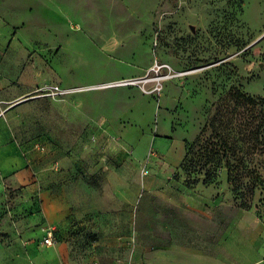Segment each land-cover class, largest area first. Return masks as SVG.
Segmentation results:
<instances>
[{"label": "rangeland", "instance_id": "obj_1", "mask_svg": "<svg viewBox=\"0 0 264 264\" xmlns=\"http://www.w3.org/2000/svg\"><path fill=\"white\" fill-rule=\"evenodd\" d=\"M233 83L264 96V0H0V264L133 262L162 218L264 264L263 191L181 167Z\"/></svg>", "mask_w": 264, "mask_h": 264}, {"label": "trees", "instance_id": "obj_2", "mask_svg": "<svg viewBox=\"0 0 264 264\" xmlns=\"http://www.w3.org/2000/svg\"><path fill=\"white\" fill-rule=\"evenodd\" d=\"M214 106L181 167L191 183L199 180V173L213 182L225 169L239 207L251 208L258 190L263 191L264 206V96L233 83Z\"/></svg>", "mask_w": 264, "mask_h": 264}, {"label": "crops", "instance_id": "obj_3", "mask_svg": "<svg viewBox=\"0 0 264 264\" xmlns=\"http://www.w3.org/2000/svg\"><path fill=\"white\" fill-rule=\"evenodd\" d=\"M166 221L167 219L162 218L156 221L154 231H148L144 235L140 233V244L134 253L133 264H233L227 260L225 253L219 256L218 251L207 247L202 222L198 221L201 226V230H198V226L191 219L188 220L190 226L196 228L197 234L187 227L184 231L173 234L165 231L168 226ZM189 224L186 226L189 227Z\"/></svg>", "mask_w": 264, "mask_h": 264}, {"label": "built area", "instance_id": "obj_4", "mask_svg": "<svg viewBox=\"0 0 264 264\" xmlns=\"http://www.w3.org/2000/svg\"><path fill=\"white\" fill-rule=\"evenodd\" d=\"M118 83H123V84H129L133 83V80L130 79H121L119 81H116ZM103 84V83H101ZM104 85V84H103ZM96 86H101L100 84H95L92 86H88L87 88H96ZM84 87H62L60 85H49V86H44L43 88H38L37 90L40 91V94L42 95H53L54 97H58L59 95H63L66 93H70L72 91L80 90ZM102 88V87H99ZM55 241V238L53 236V232L50 230L48 234L46 235L44 242L45 244H53ZM117 264H133V262L129 259L125 260H119Z\"/></svg>", "mask_w": 264, "mask_h": 264}, {"label": "bare ground", "instance_id": "obj_5", "mask_svg": "<svg viewBox=\"0 0 264 264\" xmlns=\"http://www.w3.org/2000/svg\"><path fill=\"white\" fill-rule=\"evenodd\" d=\"M161 79V78H160ZM119 81V80H117ZM134 83V82H133ZM104 84V85H103ZM103 84H100L101 86H96V88H99V87H107V86H112V85H124L123 83H118L116 81H111L109 83H103Z\"/></svg>", "mask_w": 264, "mask_h": 264}]
</instances>
